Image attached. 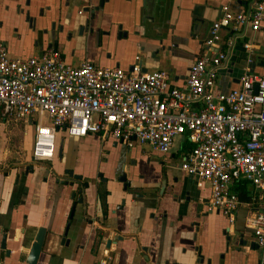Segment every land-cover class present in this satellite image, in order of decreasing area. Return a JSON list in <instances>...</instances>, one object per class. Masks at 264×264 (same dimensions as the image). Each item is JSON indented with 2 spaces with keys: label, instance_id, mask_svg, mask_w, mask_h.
Here are the masks:
<instances>
[{
  "label": "crops",
  "instance_id": "1",
  "mask_svg": "<svg viewBox=\"0 0 264 264\" xmlns=\"http://www.w3.org/2000/svg\"><path fill=\"white\" fill-rule=\"evenodd\" d=\"M99 1L91 0V8L83 11L85 3L72 0H0V39L12 56H38L56 48L74 67L89 61L130 72L137 63L142 71H166L169 83L181 88L212 37L213 22L226 13L247 11L253 2L104 0L100 7ZM167 30L173 38L161 48L155 38ZM232 30L222 27L217 34L225 37ZM234 36L231 53L216 71L222 92L240 87L246 66L264 72L257 65L264 61V20L259 30L245 27ZM245 43L253 45L252 53ZM254 53L257 61L243 59ZM10 120L0 117V246L6 233L9 250L0 248V264H26L40 227L46 236L37 264H261L246 226L248 215L259 209L258 192L250 184L255 198L241 201L232 222L220 210L209 209L208 184L199 186L180 168L181 153L192 146L187 133L161 153L101 132L74 137L60 130L54 159L34 161L31 120ZM16 132L21 140L13 146ZM69 172L81 179L64 184L73 180ZM101 232L111 235L109 247L96 237ZM118 235L123 239L115 240ZM198 255L202 263L196 262Z\"/></svg>",
  "mask_w": 264,
  "mask_h": 264
},
{
  "label": "built area",
  "instance_id": "2",
  "mask_svg": "<svg viewBox=\"0 0 264 264\" xmlns=\"http://www.w3.org/2000/svg\"><path fill=\"white\" fill-rule=\"evenodd\" d=\"M263 20L264 0H253L247 11L213 22L212 37L181 88L169 83L166 71H142L137 63L130 72L89 61L74 67L56 48L12 56L0 39V117L31 120L34 161L54 159L60 130L74 137L101 132L161 153L187 133L192 149L181 153L180 168L199 186L208 184L209 209L232 222L241 204L234 182L246 180L258 192L259 209L248 215L246 226L264 264V75L246 66L238 89L222 92L215 83L236 40L234 31H257ZM222 27L233 33L220 37ZM244 47L252 53L251 43Z\"/></svg>",
  "mask_w": 264,
  "mask_h": 264
},
{
  "label": "water",
  "instance_id": "3",
  "mask_svg": "<svg viewBox=\"0 0 264 264\" xmlns=\"http://www.w3.org/2000/svg\"><path fill=\"white\" fill-rule=\"evenodd\" d=\"M72 2L73 3L74 2H77V5H80L81 3H85V6L83 7V10L84 11H87V10H89V8H91L90 7L91 0H72ZM103 2H104V0H100L98 6L102 7L103 6ZM69 3H71V0L70 1L68 0V4ZM98 6H96L95 8L97 9ZM91 10L94 11V9H91ZM146 12H147V10H146ZM149 17H151V20L154 19L153 18L154 17L153 15L152 16H149ZM160 27L161 26L159 25L156 28L159 30ZM230 32H231V34L233 33L232 31H230ZM168 38L169 39H172L173 38L171 32H168V30L165 31V32L164 31H162V32L160 31V33H158V36H157V38H155V40L161 46V48H164V46H165L164 44H165V42H166V40ZM248 58L252 60L251 63H253V61L255 62V61H257L259 59L258 55L255 54V53L252 54V55L243 56V59H248ZM257 65L260 66V67H262V68H264V61H260V62L257 61ZM261 74L264 75V72L261 73ZM62 151H63V139L60 141V144L58 146L57 154H58V157L59 158L62 157ZM31 159H32V157H31ZM32 168H33L32 165H28L26 167V170H30L31 171ZM69 177L72 178L73 180L70 181V182L69 181H63L62 180L64 182V184H68L69 183V184L72 185L74 183V180H80L81 179V176L80 175H73V173H70V172H69ZM123 177H125V174L122 175V178L120 177V180L124 181V178ZM73 208L74 207H72V209H71V214L73 213V210H74ZM68 225L69 224L66 225V229L68 228ZM95 235H96V237L98 238L99 241H104V239H105V245H106V247H109V245L112 243V237H111V235H109L108 232H106V233L105 232L95 233ZM45 236H46L45 229L43 227H40L37 230L36 234L34 235L33 242L31 243L30 248L28 250L27 256L25 258V263L26 264H37L39 255H40V253L42 251V248H43V243H44V240H45ZM6 237H7V234L6 233H3L2 234L0 248L1 249H5L7 251V253H9V250L6 249V242H5L6 241ZM64 237H66V232L64 233ZM122 239H123V236H121V235L120 236L118 235L117 237H115V240H122ZM197 250H198V248H197ZM196 262H200V263L203 262V259H202V257L200 255H198V259L196 260ZM210 262L211 261L208 260L207 261V264H210ZM176 264H178V263H176Z\"/></svg>",
  "mask_w": 264,
  "mask_h": 264
},
{
  "label": "trees",
  "instance_id": "4",
  "mask_svg": "<svg viewBox=\"0 0 264 264\" xmlns=\"http://www.w3.org/2000/svg\"><path fill=\"white\" fill-rule=\"evenodd\" d=\"M231 33H228V35H230ZM2 119H7L6 117H2ZM192 149V146L187 150L190 151ZM187 151H183L187 152ZM29 154L31 156V150L29 151ZM232 190L235 191L238 196L239 199L243 202H252L253 197L255 198V195L253 193V189L252 187H250V183L246 180H239L234 182L233 186H232Z\"/></svg>",
  "mask_w": 264,
  "mask_h": 264
},
{
  "label": "rangeland",
  "instance_id": "5",
  "mask_svg": "<svg viewBox=\"0 0 264 264\" xmlns=\"http://www.w3.org/2000/svg\"><path fill=\"white\" fill-rule=\"evenodd\" d=\"M9 119H10V118H9ZM12 120H13V121L10 120V122L21 123V121H17L16 119H12ZM22 125H24V124L22 123ZM28 133H29L28 135H30V132H28ZM20 135H21V134H20ZM20 135H19V133H17V132H16V134L13 135V137H12L13 140H11V141H12L11 143L13 144V146H14V144H15V142H14L15 140H16V141L21 140V138L19 137ZM14 137H15V138H14ZM26 139H27V138H26ZM10 146L12 147V145H10ZM12 148H14V147H12Z\"/></svg>",
  "mask_w": 264,
  "mask_h": 264
},
{
  "label": "flooded vegetation",
  "instance_id": "6",
  "mask_svg": "<svg viewBox=\"0 0 264 264\" xmlns=\"http://www.w3.org/2000/svg\"><path fill=\"white\" fill-rule=\"evenodd\" d=\"M83 10V9H82ZM84 11V10H83Z\"/></svg>",
  "mask_w": 264,
  "mask_h": 264
}]
</instances>
